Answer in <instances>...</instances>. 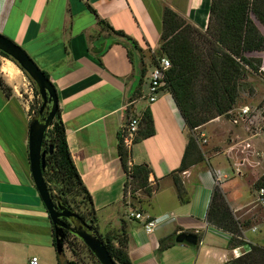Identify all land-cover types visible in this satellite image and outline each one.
<instances>
[{"label":"crops","instance_id":"1","mask_svg":"<svg viewBox=\"0 0 264 264\" xmlns=\"http://www.w3.org/2000/svg\"><path fill=\"white\" fill-rule=\"evenodd\" d=\"M210 3L0 0V34L25 49L55 87L67 144L91 195L100 232L124 224L132 264H231L234 259L230 238L205 218L215 185L209 171L226 173L227 167L208 161L181 173L185 197L189 198L181 203L170 175L180 165L188 131L166 88L159 91L152 104L143 98L153 68L150 58L160 44L164 9H172L204 31ZM99 19L122 31L136 47L98 25ZM107 46L98 60L95 51ZM4 76L0 72L10 95L0 89V264H29L32 256L39 264H58L51 222L26 161L32 117ZM129 107L135 115L148 109L155 130L153 136L133 143L129 149V164L148 165L149 183L155 187L150 195L142 190L135 192L139 199L133 203L123 192L125 173L117 156L118 135ZM231 176L219 181V187L235 218L250 220L248 229L256 231L260 224H254L256 215H247L252 209H243L249 208L253 200L240 202L244 178L233 172ZM136 204L141 208L136 211L144 216L163 217L152 234L144 233L139 221L127 218L129 208ZM180 233L192 234L196 239L199 235L200 239L195 244L180 243L176 241ZM170 236L174 242L168 240L167 247L160 249V240Z\"/></svg>","mask_w":264,"mask_h":264},{"label":"trees","instance_id":"2","mask_svg":"<svg viewBox=\"0 0 264 264\" xmlns=\"http://www.w3.org/2000/svg\"><path fill=\"white\" fill-rule=\"evenodd\" d=\"M97 23L113 35L127 41L133 48L136 47V43L122 31L114 30L100 19ZM258 25L264 28V0H211L205 31L192 26L172 9L167 7L164 9L158 52L165 53L171 62V67L166 72L164 87H167L166 89L171 94L187 131H192L218 116L228 115V112L235 106L239 76L245 67L258 70L257 66L260 62L246 55L260 53L264 50V35ZM187 33L196 34L201 43L190 40L186 36ZM107 49L108 46L103 50L95 51L98 60ZM0 55L13 61L2 52ZM42 72L49 78L44 71ZM197 84L201 85L200 90L205 91L206 95L198 96ZM0 89L6 95H10V89L1 77ZM35 94L39 95L36 87ZM130 110L129 107L125 114ZM154 133L153 118L150 111L146 109L141 114L133 143L149 138ZM50 147H52L51 153H49ZM42 148L46 151L45 168L42 174L52 199L77 213L89 225L90 233L104 243L117 264H132L127 252L129 235L124 224L121 223L118 235L113 238L100 235L99 219L91 195L85 188L73 162L59 107L54 120L44 134ZM117 156L125 173L124 194L128 193V186L132 185L135 186L132 192L142 190L150 195L151 170L146 164H129L130 151L123 142L121 132L118 135ZM203 160L202 151L195 139L188 136L180 165L172 172L181 203L188 202L189 198L185 197L186 193L177 173L188 170L191 166L202 163ZM26 161L29 166L28 155ZM254 188L264 189L263 177L255 181ZM132 192H130L131 195L134 194ZM71 198L81 208L80 211H75L71 207ZM205 218L211 226L231 235L229 240L231 248L246 243L244 229L251 225L250 220L236 219L224 194L216 188L209 199ZM51 231L53 245H55L52 224ZM67 233L63 230L64 243H67ZM196 236L199 240L200 236ZM168 240L171 243L174 242L172 236L160 240V249L167 247ZM83 245L85 246L84 243ZM249 246L251 250L232 259L231 264H264V247L254 243H249ZM63 255V253L56 252L58 264H76L63 262ZM97 263L100 264L98 261Z\"/></svg>","mask_w":264,"mask_h":264},{"label":"rangeland","instance_id":"3","mask_svg":"<svg viewBox=\"0 0 264 264\" xmlns=\"http://www.w3.org/2000/svg\"><path fill=\"white\" fill-rule=\"evenodd\" d=\"M216 23V21L214 22ZM261 33L264 35V28L261 25H258ZM202 31V30H201ZM205 31V30H204ZM186 36L190 38V40L201 43V40L198 38L196 34L187 33ZM20 46V45H19ZM21 47V46H20ZM22 48V47H21ZM25 50V49H24ZM152 54L150 58V63L152 66L158 65V60L161 57L169 58L165 53L158 52ZM28 54V53H27ZM29 55V54H28ZM248 58L257 59L259 62L257 68L258 70L250 69L245 67L243 73L239 76L238 80V94L235 102L234 108H236V112L242 106H260L264 105V50L260 53H251L246 55ZM11 63H10V62ZM11 66V67H10ZM10 67L13 69L15 73H17L14 77V80H10L6 73L2 71L1 68ZM0 72L4 74L5 78L10 82L11 88L18 95L19 98L27 105L28 111L31 117L36 115V110H38L41 105V99L39 95L35 94V85L33 81L27 76V74L17 66V64L8 58L2 57L0 55ZM17 78V79H16ZM3 79V78H2ZM138 84V82H137ZM136 88V86L134 87ZM165 88V87H163ZM167 88V87H166ZM198 96L206 95L205 91H201V85L197 84L196 86ZM128 109V108H127ZM126 109V111H127ZM135 114L132 110L129 113L125 114L123 125L129 122L132 116ZM235 115V114H233ZM231 115V117L233 116ZM141 115L139 116L140 119ZM230 115H221L216 118H213L208 123L197 127L192 131H188V136H191L195 139V142L199 146L203 155V162L208 163V161H212L215 166L218 163H222L225 167H227L226 173L220 177L221 181H226L231 176L232 167L234 163H240L242 165H238L244 175L242 176L243 184L241 185V195L242 199L240 200L241 204L247 203L250 200H253V203L249 208L243 209H252L247 215H256L255 223L258 224V229L256 231H251L248 229V226L244 229L246 232V237L255 242V244H259L260 247H264V204H261L257 200L256 189L254 188V183L260 177L264 178V129L258 130L254 126V122L251 121L240 122V124H232L230 122ZM215 120V121H213ZM258 133V134H256ZM205 140V142H203ZM128 150L131 148L132 142L127 143ZM130 151V150H129ZM219 168V166H217ZM210 168V166H209ZM184 172V171H183ZM183 172H178L177 177L181 181L180 174ZM172 176V173L171 175ZM227 178L224 179V177ZM173 177V176H172ZM215 182L213 190L216 188L220 192L222 190L219 187V182H216V179L213 178ZM182 183V181H181ZM183 185V184H182ZM135 186H128V195L129 199H131V203L136 199H139V195H136L132 192ZM151 193L155 190V187L151 186ZM184 188V186H183ZM212 190V192H213ZM130 192L134 193L133 195ZM211 192V194H212ZM186 193V192H185ZM223 193V192H222ZM253 193L255 197H252ZM211 197V195H210ZM71 207L75 211H80V207L76 204V201L70 199ZM139 205H135L134 207H130L129 213L137 212L136 209ZM231 208V207H230ZM232 209V208H231ZM86 211V210H85ZM128 218V215H127ZM129 219V218H128ZM243 221V220H242ZM121 225V224H120ZM117 229H112L107 232H100L101 236H110L114 237L118 235L121 226ZM142 227V224H141ZM99 229V227H98ZM143 229V228H142ZM254 229V228H253ZM252 229V230H253ZM100 231V229H99ZM145 233V232H144ZM152 234V233H151ZM67 243H64L63 246V262H74L76 264H98L96 259L90 253V251L83 245L81 240L77 237L73 236L70 233L66 234ZM247 238L244 240L249 241ZM114 242V241H113ZM251 243V242H250ZM232 253V251H231Z\"/></svg>","mask_w":264,"mask_h":264},{"label":"water","instance_id":"4","mask_svg":"<svg viewBox=\"0 0 264 264\" xmlns=\"http://www.w3.org/2000/svg\"><path fill=\"white\" fill-rule=\"evenodd\" d=\"M0 52L11 58L34 82L41 99L38 113L31 118L28 127V162L34 187L53 227L56 252L63 253V229H67L85 244L100 264H117L104 243L90 233L89 225L77 213L52 199L48 185L44 180L42 174L46 157V151L42 148L44 134L54 120L59 107L55 87L23 48L1 34ZM51 152L52 147L49 148V153ZM61 218H66L75 225L70 226ZM176 241L195 244L197 239L192 234L180 233L177 235Z\"/></svg>","mask_w":264,"mask_h":264},{"label":"built area","instance_id":"5","mask_svg":"<svg viewBox=\"0 0 264 264\" xmlns=\"http://www.w3.org/2000/svg\"><path fill=\"white\" fill-rule=\"evenodd\" d=\"M171 67V62L168 58L166 57H161L158 60V65L154 66L152 70L150 71L149 74V82H148V90L146 95L143 96V98L147 101L148 104H152L157 100V96L159 91L164 87L165 85V77H166V72L170 69ZM236 108H232L229 112L228 115H233L230 118V122L232 124H240V122H247L251 121L254 122L255 128L258 130L264 129V105L262 107L260 106H242L239 108V110L236 112ZM139 116L140 115H134L131 117L129 122L126 125H123L121 129V136L123 139L124 144L127 146V143H131L133 140V137L138 130L139 126ZM248 123V122H247ZM258 134V133H256ZM205 142V140L203 141ZM238 163H234L232 167V172L235 175L242 176L244 173L240 169ZM209 174L212 175V178L216 179V182L220 181V177H222L225 172L220 171V170H210ZM227 178V176L224 177V179ZM257 193V200L261 203L264 204V189H258L256 190ZM128 218L130 220H136L139 221L142 224L143 231L146 234H151L155 231V229L158 227L160 222L162 221V218H151L149 216H144L141 212H132L128 214ZM254 230V229H253ZM226 235L230 238L231 235L226 233ZM249 241H247L245 244L241 246H237L232 248V254L234 258H238L242 256L243 254L248 253L251 248L249 246ZM29 264H39V260L36 256H32L29 260Z\"/></svg>","mask_w":264,"mask_h":264},{"label":"bare ground","instance_id":"6","mask_svg":"<svg viewBox=\"0 0 264 264\" xmlns=\"http://www.w3.org/2000/svg\"><path fill=\"white\" fill-rule=\"evenodd\" d=\"M10 62V61H9ZM11 63V62H10ZM11 67V66H10ZM10 67H6V68H1L2 69V71L3 72H5L6 74L5 75H7V77L12 81V80H14V77H16L15 75L17 74V73H15L14 71H13V69L12 68H10ZM17 79V78H16Z\"/></svg>","mask_w":264,"mask_h":264},{"label":"flooded vegetation","instance_id":"7","mask_svg":"<svg viewBox=\"0 0 264 264\" xmlns=\"http://www.w3.org/2000/svg\"><path fill=\"white\" fill-rule=\"evenodd\" d=\"M61 220L63 221V222H65L66 224H68V225H70V226H74L75 224H73V223H71L68 219H66V218H61ZM64 231H66V232H68V233H70V234H72L73 236H76L74 233H72V232H70L69 230H67V229H63Z\"/></svg>","mask_w":264,"mask_h":264}]
</instances>
